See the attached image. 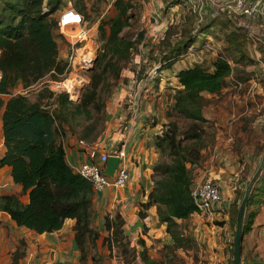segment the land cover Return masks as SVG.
<instances>
[{"label": "trees", "instance_id": "16d2710c", "mask_svg": "<svg viewBox=\"0 0 264 264\" xmlns=\"http://www.w3.org/2000/svg\"><path fill=\"white\" fill-rule=\"evenodd\" d=\"M131 1L114 0L115 14L98 25L101 44L92 66L87 69L88 82L82 86L78 100L74 101L64 91L53 92L48 84L39 86L34 99L14 91L19 86L23 89L38 85L46 75L51 80H58L68 71V62L59 52L62 42L63 48L69 43L57 32L58 18L53 16L63 6L64 0H0V110L4 146L0 166L10 167L13 182L19 184L21 193L28 196V201L24 203L16 194H0V210L7 212L18 226L36 233L56 231L62 227L65 219H74V241L81 261L87 259L89 247L95 248L100 233L91 223L94 213L92 185L65 158L63 127L66 125L73 129L72 122L82 115L85 119H92L94 112L98 116H105L106 99L119 83L122 70L131 62L134 48L143 38L142 31L135 38L123 32L133 18L129 12ZM72 8L82 15L84 23L88 22L86 18L89 12L82 0L75 1ZM192 20L196 21L194 13ZM221 23L226 26L224 22ZM173 30L172 25L166 29L160 41L165 49H160L158 55L153 56L154 61L159 63V70L170 68L196 41L191 34L175 38ZM203 30L201 24L200 32ZM229 33L240 35V31ZM241 35L236 40L238 42L231 38L226 49H236L243 57L241 45L246 38L244 33ZM231 59L218 54L210 68L193 63L176 72L178 87L174 89L170 113L176 120L163 123L160 132L155 135L154 144L160 158L152 166V186L147 201L140 204L141 209L155 205L158 222L165 225L171 242L163 246L166 253L165 261H162L150 257L144 239L139 238L136 254L144 264H171L176 258V250L189 249L194 242L179 221L187 219L196 210L190 195L193 182L187 164L193 166L199 162L201 150L206 146L203 142V123L207 122L202 112L203 93H219L225 87L226 78L232 70ZM44 100L53 103L52 109L46 108ZM177 119L187 122L183 130L178 126ZM81 131L83 134L77 139L85 142L96 139L98 134L93 139L87 138L96 131L95 125L84 126ZM262 195L264 164L245 203L240 254L241 241L251 230L256 216V212L247 210V206L259 202ZM141 209L139 216L143 217ZM236 213L237 208L230 216L232 225H235ZM122 224L123 220L118 215L113 219L106 217L104 226L111 230L106 240L112 243L122 239L124 242ZM229 247L233 256V240ZM21 255L17 248L10 264H17ZM246 264L264 262L250 259Z\"/></svg>", "mask_w": 264, "mask_h": 264}, {"label": "crops", "instance_id": "0c3cea01", "mask_svg": "<svg viewBox=\"0 0 264 264\" xmlns=\"http://www.w3.org/2000/svg\"><path fill=\"white\" fill-rule=\"evenodd\" d=\"M227 1L141 0L146 11L145 24L149 25L148 37L149 39H157L158 34L166 31L169 24L174 23V21H182L180 18L178 19V15H181L180 13L183 12L185 6L186 9L196 15L198 26L202 24L205 27L200 32L203 39L218 41L216 37L218 34L211 32L209 29H213V25L224 18L226 19V22L223 20L226 24L224 30L227 33L237 31L236 28H238L239 31L243 30L245 32L248 37L247 40L250 37L253 41L252 35L259 34V31L260 34L263 33L261 36L264 38V0L259 2L258 8L261 13L255 18H246L231 13L225 7ZM155 10H158L156 16L153 15ZM176 10L179 11L178 14ZM175 17L178 20H174ZM235 18L237 21H235ZM219 42L223 44L224 48L228 46V41L219 40ZM64 48H61L59 52L61 57L65 54ZM79 50H77V55L80 56L82 52L80 53ZM245 50L247 49L245 48ZM181 57H183L182 54L170 68L162 69V71L176 69L175 72L171 71L172 74H170L172 78L170 83H173L174 89L178 87L176 72L186 67L183 60L179 59ZM215 57H217V54ZM156 62L158 61L153 60L152 66ZM125 70H122V77L128 75V71ZM158 71L161 70L157 69ZM76 74L77 72L72 70L71 75ZM82 76L85 83H87L88 76L84 74ZM133 81L136 84L133 83L132 85ZM133 81L127 80L126 82L124 78L120 79L119 88L116 92H113L112 98L106 101V127L94 141L99 151L108 152L109 155H114V153H125L127 155L124 163L129 170L130 179L126 186L122 188L110 186L98 192V194L94 193L92 199L94 213L91 223L100 234L108 235L111 234V230L104 226L105 218L113 219L117 215L120 216L123 220L121 234L124 242L118 246L117 244L113 245V242L110 244L111 246L105 245L109 252L110 248L112 250L121 248L133 252L134 255V248H139L138 240L136 241L139 236V238L144 239L146 246L150 244L166 245L171 240L165 231V225L158 222L155 205H151L147 209H141L140 207L141 203L147 201V195L152 186V166L160 158V152L154 144V139L157 129L167 122L162 114L163 96L160 94V89L157 91L152 87L154 80L152 81L151 78L140 79L138 82ZM80 87L82 86L77 87L78 97L71 100H78ZM205 94L211 96L217 93L204 92L203 96ZM124 95L129 97L127 98ZM155 95H161L160 99L156 100ZM1 114L2 110L0 111V157L4 152ZM204 115L209 118V115ZM62 145L65 150V158L73 168L88 159L87 150L78 144L76 137L65 135L62 138ZM219 176L221 175L218 172L209 168L202 171L196 181L205 178L219 179ZM222 192L224 194L227 190ZM0 194H16L22 202L28 201L27 194L21 193V186L13 182L8 166H0ZM140 209L144 214L143 217L139 216ZM179 221L188 223V231L184 229V232L186 234L190 232V235L201 244V249H203L208 261L215 259V261H218L216 264H228L227 246L229 247L230 231L227 211L215 212L210 218H205L199 213L193 212L187 219ZM73 224L74 219L67 218L62 227L56 231L36 233L24 226H18L7 212L0 210V264H10L12 254L17 248L22 252L17 264L85 263L89 259L80 260V252L74 241ZM215 255H217V259L214 258ZM209 264L214 263L210 262Z\"/></svg>", "mask_w": 264, "mask_h": 264}, {"label": "rangeland", "instance_id": "374dc122", "mask_svg": "<svg viewBox=\"0 0 264 264\" xmlns=\"http://www.w3.org/2000/svg\"><path fill=\"white\" fill-rule=\"evenodd\" d=\"M75 1L77 2V0H64L63 6H61L53 16L59 18V13L64 9L67 10L68 8H72ZM82 2L85 9L89 12V15L86 18L88 22L85 21L86 24L84 22L82 23V25L88 30L86 47L90 46L89 54L94 57L101 44L99 40L98 25L115 14V8L113 5L114 0H82ZM131 3L132 7L129 12L133 15V18L130 20V25L127 28H124L123 32L135 38L137 33L142 31L143 38L134 48L131 62L124 68L126 69L125 71H128V75L126 74L124 77L120 76V79L124 78L126 82L127 80H136L138 82L140 79L146 80L148 78H151L152 81L154 80L152 87L157 91L160 89V94L163 96V116L166 118V121L176 120V118L170 114L172 111L174 93L173 83H170L172 82V78L170 77L172 70H161L158 72L156 70L151 74L149 71L152 67L151 63L154 60L153 56L158 55L160 49H165V45H160V41L163 38L165 31L159 33L157 39H149V25L145 24L144 19L146 18L144 4L141 0H132ZM76 6H78V4H76ZM176 12L177 14L179 13L178 10H176ZM156 14H158V10H155V14L153 13L154 16H156ZM180 14V16L178 15V19L180 18L182 21H174V23L168 25V27L170 25L174 26L173 37L179 38L182 35L191 34L197 41L192 44L196 51L194 50L192 54L184 53V56L179 58L183 60L184 65L188 66L201 60L200 64L204 67L210 68L212 60L216 54L227 55L230 59L233 58V60L231 59L230 61L232 70L230 75L226 78L225 88L217 94L211 96L209 94L204 95L202 112L204 111L203 115H209V118L204 115L207 122L203 123V142L206 146L201 150L202 158L199 162L193 166L187 164V166L190 167V174L192 181L194 182L202 171L209 168H212V171L214 170L221 175L219 176V179L213 178V181L219 185L222 199H224L223 204H226L225 210L229 214L230 237L228 243L230 245L235 230V225H232L230 222V216L232 217L234 210L238 208L244 195L246 185L259 166L264 152V38L261 37L263 33L260 34L259 31V34L252 35V39H254L253 41L250 37L249 40H247V35L244 36L247 38V42L245 40L243 45H241L244 55L243 57H240V53L237 52L236 49L229 51V49L223 47V44L220 43L219 40H228L230 43L231 38H233V41L238 42L236 40L240 39V35L243 33L245 34L243 30H240V35L233 36L231 33H227V31L224 30L225 26L221 23L223 20H226L224 18L218 20V23L213 25V29H209L211 32L213 31L218 34L216 36L218 41H211L206 38L203 39L200 34L201 25L198 26L197 21L192 20L193 12H190V10L186 9L184 6L183 12ZM178 19L177 17L174 18V20ZM235 21H237L236 18ZM184 28L185 31L183 32ZM236 29L239 31L238 28ZM70 38L71 37L69 36L65 37V39L69 41ZM74 39L75 37L72 36L71 40ZM63 45L64 43L62 42V48ZM233 47L234 46H232V48ZM81 48L82 49L79 50L80 53H86V49H83V47ZM227 48H229V46ZM245 48L247 50H245ZM64 49H66V46ZM255 50L257 51V54ZM236 60L238 62H236ZM173 71L175 72L176 69ZM77 73L88 76L86 69H78ZM121 73H123V71ZM130 75H132V77H130ZM63 76L65 75H62L60 79L63 78ZM51 81L50 77L46 75L40 80L38 85H31L28 88H23V90L19 86L14 91L17 92L20 90L21 93L27 94L30 99H34L36 90L39 86L43 84L52 86ZM133 83L134 81L131 84L133 85ZM80 88L82 89V87ZM118 88L119 86L117 84V86L114 87L113 92H116ZM113 92L110 93V96L106 101L112 98ZM161 95H155V99L159 100ZM124 96L127 98L129 97L128 95ZM3 97L7 98V96ZM72 98L75 99V97ZM44 103L46 108L52 109L53 103L50 100H44ZM105 120L106 110L105 116H98L97 113L94 112L92 119H85V116L82 115L78 117L75 122H72L73 129L64 125V134L68 137L73 136L77 138L83 134L81 129L84 126L95 125L96 131L89 134L87 138L93 139L94 135L98 133L96 136L97 139L106 127ZM177 122L182 130L187 125V122L183 119H177ZM161 126L157 129L156 134L159 133ZM96 139L87 141L86 143L94 142ZM126 156L127 155L125 154L123 161H125V158L127 159ZM123 161L120 159L117 167L121 166ZM223 190H227V192H224L223 194ZM95 193L98 194V192ZM247 210H254L256 216L253 219L252 229L245 235L243 241H241V264H246L250 259L264 262V195L260 197L259 202L248 205ZM200 215L204 216L202 214ZM204 217L206 218V216ZM181 224L183 230L185 229L188 231V223L182 221ZM191 232L193 233V230ZM187 234L191 236L190 232ZM108 235L103 233L100 234L95 242V248L89 247V252L87 253V258L89 260L83 264H144L141 258L137 256L136 248H134V255L133 252H128L121 248H114L113 250L110 248L111 250L109 252L106 246L111 244V242L106 240V237H110ZM191 237L193 238V236ZM138 239H136V241ZM193 240L194 242H192L191 248L186 250H176V258L173 259L171 264H209L210 262L216 264L218 262L215 261V259L208 261L204 255L203 249H201V244H199L194 238ZM115 243L117 246L121 245L123 240L120 239L117 242H113V245ZM164 245L165 244H150L147 246L150 257L155 260L165 261L166 251L163 249ZM227 248L229 255L228 264H233L232 252L230 247L227 246ZM214 258L217 259V255H215Z\"/></svg>", "mask_w": 264, "mask_h": 264}, {"label": "built area", "instance_id": "2783aa9c", "mask_svg": "<svg viewBox=\"0 0 264 264\" xmlns=\"http://www.w3.org/2000/svg\"><path fill=\"white\" fill-rule=\"evenodd\" d=\"M261 0H228L225 3V7L232 13L238 16H244L246 18H255L260 15L261 11L258 8V4ZM83 18L74 8L64 9L59 13L57 21V30L62 33L65 37L74 36V40H67L69 45L65 49L64 59L68 62V71L65 72L63 78L58 80H52V86L48 87L53 92H66L69 99L78 97V86H83L85 81L82 74L77 73L71 75L72 70L77 72L78 69L84 70L92 66L95 56L90 55V46H87V32L88 30L82 25ZM63 28H69L74 33L66 34ZM262 37V36H261ZM81 44V45H80ZM80 46V47H79ZM86 49V53L77 55V50ZM195 50L193 45L187 47L184 53L192 54ZM196 51V50H195ZM184 53L182 56H184ZM181 56V55H180ZM80 57V58H78ZM198 60L197 63H200ZM159 67V63L153 64L151 67L150 74L154 73ZM67 74V75H66ZM2 78V72L0 69V80ZM51 80V79H50ZM23 90V89H22ZM20 92V90H18ZM160 132V130H159ZM78 144L83 146L87 150L88 159L82 161L80 165L74 167V170L84 179L89 181L92 185V189L95 192H101L106 187L114 186L122 188L126 186L130 179V174L127 166L124 163L123 153H114L123 162L121 166L115 168L113 175L109 176L104 173L105 162L109 156L108 152L99 151L98 147L94 142L86 143L83 140H78ZM190 195L196 206V210L199 214L206 216L207 218L212 217L215 212H225L226 204H223L222 193L220 192L218 183L214 182L212 178H206L200 181L192 183L190 187Z\"/></svg>", "mask_w": 264, "mask_h": 264}, {"label": "water", "instance_id": "95a60500", "mask_svg": "<svg viewBox=\"0 0 264 264\" xmlns=\"http://www.w3.org/2000/svg\"><path fill=\"white\" fill-rule=\"evenodd\" d=\"M95 60V58H94ZM91 67V66H90ZM119 157L117 155H109L106 162H105V168L104 173L111 176L113 175L115 168L118 164ZM264 164V152L262 154L259 166L257 167L255 173L249 180L248 184L246 185L244 195L239 203V206L237 208V213L235 217V230L233 235V264H241V254H240V240H241V231H242V221H243V213L245 209V203L248 198V194L250 191V188L260 172L262 166Z\"/></svg>", "mask_w": 264, "mask_h": 264}, {"label": "bare ground", "instance_id": "6f19581e", "mask_svg": "<svg viewBox=\"0 0 264 264\" xmlns=\"http://www.w3.org/2000/svg\"><path fill=\"white\" fill-rule=\"evenodd\" d=\"M63 31H64L66 34H69V33H74L76 30H75V31H74V30H73V31H70L69 28H67V29H66V28H63ZM73 37H74V36H73ZM71 38H72V37H71ZM71 38H70V39H71ZM72 97H74V96H72Z\"/></svg>", "mask_w": 264, "mask_h": 264}]
</instances>
